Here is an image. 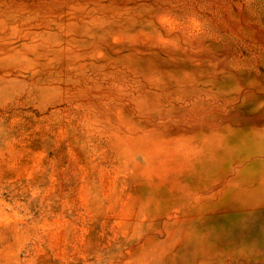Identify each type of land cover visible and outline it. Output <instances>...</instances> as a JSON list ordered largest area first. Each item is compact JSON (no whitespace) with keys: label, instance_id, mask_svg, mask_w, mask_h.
<instances>
[{"label":"rangeland","instance_id":"374dc122","mask_svg":"<svg viewBox=\"0 0 264 264\" xmlns=\"http://www.w3.org/2000/svg\"><path fill=\"white\" fill-rule=\"evenodd\" d=\"M0 264H264V0H0Z\"/></svg>","mask_w":264,"mask_h":264}]
</instances>
